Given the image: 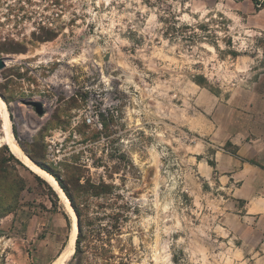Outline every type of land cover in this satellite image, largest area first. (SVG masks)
<instances>
[{
    "label": "rangeland",
    "instance_id": "1",
    "mask_svg": "<svg viewBox=\"0 0 264 264\" xmlns=\"http://www.w3.org/2000/svg\"><path fill=\"white\" fill-rule=\"evenodd\" d=\"M1 57L13 135L80 215L66 264H264V0H0ZM2 126L0 264H54L70 207Z\"/></svg>",
    "mask_w": 264,
    "mask_h": 264
},
{
    "label": "bare ground",
    "instance_id": "2",
    "mask_svg": "<svg viewBox=\"0 0 264 264\" xmlns=\"http://www.w3.org/2000/svg\"><path fill=\"white\" fill-rule=\"evenodd\" d=\"M0 115L3 120V126H2L3 135L1 136V140L4 141L10 147L12 153L18 159H20L27 167H29L33 172L38 174L40 177H42L46 181L53 184L57 188V190L60 192L65 202H67V204L70 207L71 215L73 219V231L70 236L71 249H70V252L66 254L62 252L63 254L58 258V261L54 263V264H66L75 251V242H76L77 233H78L77 216H76L74 209L72 208L70 204L69 197L67 196L66 192L63 190L62 186L59 184L57 179L54 177V175L51 174L49 171L45 170L44 168H42L41 166L37 165L26 154V152L17 142L12 132L11 120L9 117L7 103L4 100V98L1 97V95H0Z\"/></svg>",
    "mask_w": 264,
    "mask_h": 264
},
{
    "label": "water",
    "instance_id": "3",
    "mask_svg": "<svg viewBox=\"0 0 264 264\" xmlns=\"http://www.w3.org/2000/svg\"><path fill=\"white\" fill-rule=\"evenodd\" d=\"M7 65V57H1L0 58V70H2L3 68H5ZM3 98V97H2ZM24 103L27 105V106H33L35 108V111L38 115H43L45 114V108H44V104L43 102L41 101H37V100H24ZM17 140V139H16ZM18 142V141H17ZM21 146V145H20ZM26 152V151H25ZM27 154V152H26ZM28 155V154H27ZM29 156V155H28ZM30 157V156H29ZM31 158V157H30ZM32 159V158H31ZM33 160V159H32ZM34 161V160H33ZM35 162V161H34ZM37 165H39L37 162H35ZM40 166V165H39ZM50 172V171H49ZM51 173V172H50ZM52 174V173H51ZM58 180V179H57ZM67 194V193H66ZM68 195V194H67ZM69 196V195H68ZM70 198V197H69ZM71 200V198H70ZM72 202V200H71ZM71 205L73 206V204L71 203ZM74 208V207H73ZM75 210V213H76V216H77V224H78V232L80 233L81 232V225H80V216L79 214L77 213L76 209Z\"/></svg>",
    "mask_w": 264,
    "mask_h": 264
},
{
    "label": "built area",
    "instance_id": "4",
    "mask_svg": "<svg viewBox=\"0 0 264 264\" xmlns=\"http://www.w3.org/2000/svg\"><path fill=\"white\" fill-rule=\"evenodd\" d=\"M91 107V106H90ZM92 108V107H91ZM77 118V117H76ZM84 119L85 121L90 124V125H93V126H97L98 128H101L102 127V123L100 122V119H99V115L96 111H94L93 109H91L90 111H88V113L85 114L84 116ZM51 143H53V141L51 140ZM49 157H51L52 159L54 160H57V159H61L62 157L59 156V155H56L53 151V146L52 144L49 145Z\"/></svg>",
    "mask_w": 264,
    "mask_h": 264
},
{
    "label": "trees",
    "instance_id": "5",
    "mask_svg": "<svg viewBox=\"0 0 264 264\" xmlns=\"http://www.w3.org/2000/svg\"><path fill=\"white\" fill-rule=\"evenodd\" d=\"M27 154L35 161L37 162L42 168H44L47 171H50L52 174H55V172L47 165L45 164V162L41 161L39 158H37L35 155H33L31 152H27ZM254 164H256V162H253ZM262 168H264L263 165H261ZM56 178L59 180L60 184L62 185V187L64 188V190L66 191V193L69 195V197L72 200V203L74 205V207L76 208L77 206H75V202L71 196V193L69 192V190L67 189V187L64 185L63 181L61 180V178L58 175H55ZM77 211V208H76ZM78 213V211H77ZM79 214V213H78ZM80 216V215H79ZM81 225V224H80ZM81 233V232H80ZM80 235V234H79Z\"/></svg>",
    "mask_w": 264,
    "mask_h": 264
},
{
    "label": "crops",
    "instance_id": "6",
    "mask_svg": "<svg viewBox=\"0 0 264 264\" xmlns=\"http://www.w3.org/2000/svg\"><path fill=\"white\" fill-rule=\"evenodd\" d=\"M262 246H264V241L262 242ZM262 248V247H261Z\"/></svg>",
    "mask_w": 264,
    "mask_h": 264
}]
</instances>
